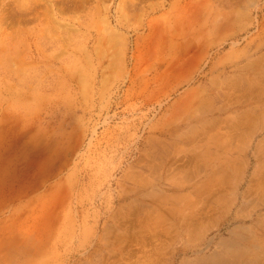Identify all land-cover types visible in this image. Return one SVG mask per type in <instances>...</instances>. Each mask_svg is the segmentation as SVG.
<instances>
[{"label": "rangeland", "instance_id": "374dc122", "mask_svg": "<svg viewBox=\"0 0 264 264\" xmlns=\"http://www.w3.org/2000/svg\"><path fill=\"white\" fill-rule=\"evenodd\" d=\"M0 264H264V0H0Z\"/></svg>", "mask_w": 264, "mask_h": 264}, {"label": "bare ground", "instance_id": "6f19581e", "mask_svg": "<svg viewBox=\"0 0 264 264\" xmlns=\"http://www.w3.org/2000/svg\"><path fill=\"white\" fill-rule=\"evenodd\" d=\"M72 1H74V0H72ZM20 2V1H19ZM59 2H61V1H59ZM30 3V2H29ZM28 5V4H27ZM30 6V5H29ZM49 8V7H48ZM69 8V7H68ZM20 10L22 9V8H19ZM17 12V11H16ZM20 12V11H19ZM49 16H51V15H49ZM24 18V17H23ZM51 18H54V17H51ZM67 25V24H66Z\"/></svg>", "mask_w": 264, "mask_h": 264}]
</instances>
